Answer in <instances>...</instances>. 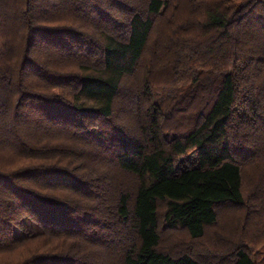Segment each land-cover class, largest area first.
<instances>
[{
  "label": "trees",
  "instance_id": "obj_1",
  "mask_svg": "<svg viewBox=\"0 0 264 264\" xmlns=\"http://www.w3.org/2000/svg\"><path fill=\"white\" fill-rule=\"evenodd\" d=\"M0 264H264V0H0Z\"/></svg>",
  "mask_w": 264,
  "mask_h": 264
},
{
  "label": "rangeland",
  "instance_id": "obj_2",
  "mask_svg": "<svg viewBox=\"0 0 264 264\" xmlns=\"http://www.w3.org/2000/svg\"><path fill=\"white\" fill-rule=\"evenodd\" d=\"M190 158H192L191 155H190ZM185 163H187V162H185ZM207 234H211V230H208ZM172 238H175V240H176L175 243L180 244L183 247H186L187 248V245H189V247L191 249H193V251H197V250L198 251H200V250L201 251H207L206 248H201L198 245L192 244V242L190 240H188V238L186 237L185 233L183 231H181V230H174L172 232L169 231V230H166V232L164 234V242L166 244H169V243L172 242L171 241ZM210 251L211 250H209V252Z\"/></svg>",
  "mask_w": 264,
  "mask_h": 264
}]
</instances>
